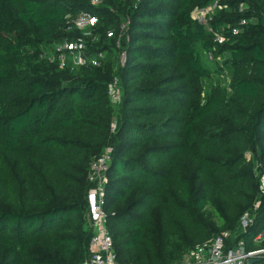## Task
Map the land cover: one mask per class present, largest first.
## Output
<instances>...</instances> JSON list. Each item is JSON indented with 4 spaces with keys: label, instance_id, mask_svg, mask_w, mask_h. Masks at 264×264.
Here are the masks:
<instances>
[{
    "label": "trees",
    "instance_id": "obj_1",
    "mask_svg": "<svg viewBox=\"0 0 264 264\" xmlns=\"http://www.w3.org/2000/svg\"><path fill=\"white\" fill-rule=\"evenodd\" d=\"M92 1L0 0V264H86L104 149L119 264L177 263L251 209L243 238L264 231V0ZM214 1L206 25L193 18ZM82 12L96 16L86 32ZM78 38L100 66H60L56 46ZM202 52L228 87L204 91Z\"/></svg>",
    "mask_w": 264,
    "mask_h": 264
},
{
    "label": "built area",
    "instance_id": "obj_2",
    "mask_svg": "<svg viewBox=\"0 0 264 264\" xmlns=\"http://www.w3.org/2000/svg\"><path fill=\"white\" fill-rule=\"evenodd\" d=\"M98 0H93L97 3ZM218 7L216 1L211 5L197 9L196 18L200 24L206 25L215 9ZM89 13L82 12L74 21L78 30L86 32V29L93 25L96 18ZM243 21L241 23H245ZM128 20L122 22L119 28L118 40L116 46H119V37L124 36L128 29ZM237 33V29L232 30ZM108 37H113L112 31L107 33ZM128 40V36H125ZM216 41L223 42V38L216 36ZM58 52V61L60 66H64L70 56V61L74 67L91 65L98 67L105 59L104 52H98L89 55L87 46L82 38L74 41H67L56 46ZM211 58V53H208ZM125 61V60H123ZM124 63V62H123ZM108 95L112 103L120 101V91L118 88V80L114 78L108 90ZM118 124L114 122L111 125L112 132L117 130ZM110 153L104 149L101 155L90 165L89 180L95 184L86 196L87 200V221L92 236L89 242V252L86 264H119L113 247V241L108 233L106 224V214L103 209V193L105 183V172L110 162ZM260 191L264 194V175L260 178ZM254 209L245 212L235 229L231 231H223L214 235L206 242L197 245L189 254L185 255L182 260L174 264H264V231L254 235L251 239L243 238L247 228L251 226L254 219Z\"/></svg>",
    "mask_w": 264,
    "mask_h": 264
},
{
    "label": "rangeland",
    "instance_id": "obj_3",
    "mask_svg": "<svg viewBox=\"0 0 264 264\" xmlns=\"http://www.w3.org/2000/svg\"><path fill=\"white\" fill-rule=\"evenodd\" d=\"M192 16L194 18H196V10L192 11ZM93 18L96 16H92ZM123 22V21H122ZM95 41L94 37L92 38V42ZM201 58L203 60V62L205 63V65L211 70L212 72V78L204 81V91L207 92L210 89V86H212L213 84H219L221 86H225L228 87L229 83H230V74L227 71H221V72H217V68L218 66L221 65V59L220 57L218 58H213V57H209V55L205 52L201 53ZM119 63L122 64L123 60L126 59L125 53H121L119 55Z\"/></svg>",
    "mask_w": 264,
    "mask_h": 264
}]
</instances>
